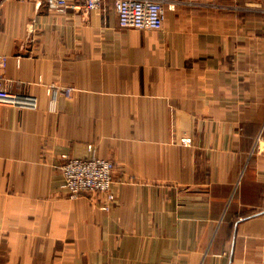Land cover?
Segmentation results:
<instances>
[{
    "label": "crops",
    "instance_id": "crops-1",
    "mask_svg": "<svg viewBox=\"0 0 264 264\" xmlns=\"http://www.w3.org/2000/svg\"><path fill=\"white\" fill-rule=\"evenodd\" d=\"M167 4L139 29L0 0L3 73L37 98L0 105V264H264V0ZM94 153L109 208L65 192L62 155Z\"/></svg>",
    "mask_w": 264,
    "mask_h": 264
},
{
    "label": "built area",
    "instance_id": "built-area-1",
    "mask_svg": "<svg viewBox=\"0 0 264 264\" xmlns=\"http://www.w3.org/2000/svg\"><path fill=\"white\" fill-rule=\"evenodd\" d=\"M39 1L44 3L50 11L64 14L68 11L90 13L101 8L107 0ZM112 3L121 26L139 29H161L165 22L167 7L172 6L167 4L168 0H112ZM254 7L260 8V6ZM7 62L8 57L0 54V105L36 108V96L26 91H15L11 79L4 75L3 70ZM55 88L49 86V93H53ZM183 141L191 142V138L184 137ZM59 167L65 179V192L69 197L82 194H103L105 203L102 207H110L115 199L112 190L115 169L113 160L101 157L96 153L84 158L63 154Z\"/></svg>",
    "mask_w": 264,
    "mask_h": 264
},
{
    "label": "rangeland",
    "instance_id": "rangeland-1",
    "mask_svg": "<svg viewBox=\"0 0 264 264\" xmlns=\"http://www.w3.org/2000/svg\"><path fill=\"white\" fill-rule=\"evenodd\" d=\"M254 2H255V0H254ZM253 4H254V3H253ZM217 5H218L217 3H214L213 7L216 8ZM217 8H218V7H217ZM238 8H241V7H238Z\"/></svg>",
    "mask_w": 264,
    "mask_h": 264
}]
</instances>
